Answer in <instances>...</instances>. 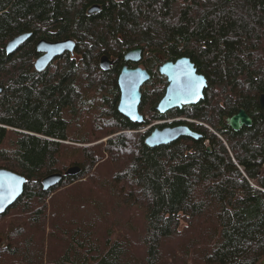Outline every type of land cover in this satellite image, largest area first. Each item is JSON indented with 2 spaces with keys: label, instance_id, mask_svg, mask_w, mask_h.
<instances>
[{
  "label": "trees",
  "instance_id": "trees-1",
  "mask_svg": "<svg viewBox=\"0 0 264 264\" xmlns=\"http://www.w3.org/2000/svg\"><path fill=\"white\" fill-rule=\"evenodd\" d=\"M42 39H72L78 57L37 71ZM135 48L142 59L128 65L152 74L143 124L118 111ZM184 56L209 81L191 107L213 125L244 109L252 124L150 147L158 67ZM0 86V168L26 179L0 216V264H263L264 0H0ZM73 166L81 172L44 190Z\"/></svg>",
  "mask_w": 264,
  "mask_h": 264
},
{
  "label": "water",
  "instance_id": "water-1",
  "mask_svg": "<svg viewBox=\"0 0 264 264\" xmlns=\"http://www.w3.org/2000/svg\"><path fill=\"white\" fill-rule=\"evenodd\" d=\"M125 1V0H118ZM100 9L98 5H94L89 9V13H95ZM30 33H23L14 37L7 43L6 50L9 53L14 52L17 48L29 39ZM75 41L65 39L57 42L40 40L37 48L43 53L34 66L36 70L43 71L47 66L58 56L66 51H73ZM142 58V49L135 48L128 51L125 56V64L120 71L118 84L120 88V101L118 111L125 117L135 123H143L144 116L139 110L142 101V87L150 79V73L144 67L138 66L130 68L128 62L138 63ZM103 69L108 70L113 61L106 55L100 59ZM159 71L167 77L169 82L168 89L164 97L157 105V110L160 113H166L173 109H181L184 106L196 105L204 97V89L207 87L206 78L197 73L194 63L188 57H181L176 62L167 61L163 63ZM2 87L0 86V93ZM259 104L264 115V93L260 95ZM229 123L234 130H239L241 126H250L252 118L244 109L229 118ZM181 136H188L193 139H199L201 135L193 132L185 125L168 126L164 128L155 127L145 139V143L150 147L159 145H167ZM210 151L211 147H207ZM81 172L78 166L70 167L64 174L54 173L46 176L42 180L44 190H49L52 187L59 185L64 175L76 176ZM26 179L10 170L0 168V216L5 214L23 194ZM264 264V261H263Z\"/></svg>",
  "mask_w": 264,
  "mask_h": 264
},
{
  "label": "flooded vegetation",
  "instance_id": "flooded-vegetation-1",
  "mask_svg": "<svg viewBox=\"0 0 264 264\" xmlns=\"http://www.w3.org/2000/svg\"><path fill=\"white\" fill-rule=\"evenodd\" d=\"M115 1H117V2H122V1H118V0H115ZM126 1V0H125ZM94 5H98L99 7H100V9L97 11V12H95V13H98V12H100V10H101V4H93V5H91L88 9H87V12H88V14H90V15H92V14H95V13H89V9L91 8V7H93ZM27 41V40H26ZM25 41V42H26ZM40 41V40H39ZM39 41H37L36 43H35V47H36V52L38 53V56H37V58H39L40 56H42L43 55V53L42 52H40L39 50H38V48H37V44H38V42ZM60 41H62V40H60ZM25 42H23L21 45H23ZM54 42H57V41H54ZM6 49V48H5ZM66 52H69V54H70V56L71 57H78V53L76 52V50H75V48H74V50L73 51H66ZM66 52H64L63 54H65ZM62 54V55H63ZM61 56V55H60ZM184 57H186V56H184ZM37 58H36V60H37ZM57 58V57H56ZM180 58V57H179ZM179 58H177V59H179ZM189 58V57H188ZM142 59V58H141ZM176 59V60H177ZM35 60V61H36ZM176 60H174L173 62H176ZM190 60H191V58H190ZM169 61V60H168ZM192 61V60H191ZM165 62H167V61H165ZM164 62V63H165ZM193 62V61H192ZM35 63V62H34ZM130 62H128V64H129ZM131 63H134V62H131ZM194 63V62H193ZM163 64V63H162ZM194 65H195V63H194ZM160 66L161 65H159V67H158V72H159V75H160V77H161V80H162V83H163V85H161V88L163 89V93H162V95H161V97L159 98V100H158V102H157V104L155 105V107H154V109L157 111V112H155V113H153V117H161L160 119H155V120H153L150 124L151 125H153V126H158V127H160V128H164V127H168V126H171V127H173V126H177V125H185V126H187L190 130H192L193 132H195V133H197V134H199V135H201V137L203 136V135H210V134H215L216 136H222V132H224L225 134H226V132H228V127L230 128V129H233L232 127H231V125H230V123H229V118L230 117H222V119H221V123H223V124H221V125H217V122H216V120H214V117L212 118V120H213V122H214V124L215 125H213L211 122H209L208 120L209 119H207V118H202V117H205L206 116V108L205 107H199V108H192L191 106H195V105H189V106H184L183 108H181L180 110H177V111H174V112H176L177 113V116H173V117H170L171 116V113H169L170 111H168V112H166V113H160L158 110H157V105H158V103L160 102V100L164 97V95L166 94V90H167V87H168V84H169V82H168V80H167V77L166 76H164V75H162L161 73H160V71H159V68H160ZM48 67V66H47ZM129 67H130V65H129ZM141 67H143V66H141ZM130 68H135V67H130ZM195 68L197 69V73L198 74H201V75H203L205 78H206V80H207V87H208V83H209V81H208V78H207V76L205 75V74H203L202 72H200L199 71V69H198V67L195 65ZM151 78H152V74L150 73V79L149 80H151ZM207 87L204 89V98H205V90L207 89ZM203 98V99H204ZM202 99V100H203ZM202 100L200 101V102H202ZM199 102V103H200ZM198 103V104H199ZM198 104H196V105H198ZM140 110V109H139ZM193 110H197V111H199L198 113H196V116L197 117H193L192 115H193ZM214 116V115H213ZM144 122H145V117H144ZM152 126V127H153ZM215 126H217V128L215 127ZM228 126V127H227ZM243 126H241V128H242ZM240 128V129H241ZM205 129H207V131L205 130ZM181 137H188V136H181Z\"/></svg>",
  "mask_w": 264,
  "mask_h": 264
},
{
  "label": "bare ground",
  "instance_id": "bare-ground-1",
  "mask_svg": "<svg viewBox=\"0 0 264 264\" xmlns=\"http://www.w3.org/2000/svg\"><path fill=\"white\" fill-rule=\"evenodd\" d=\"M8 42H9V41H8ZM247 42H249V41H247ZM256 46H257V45H256ZM6 47H7V45H6ZM6 52H7V50H6ZM7 53H8V52H7ZM37 59H38V58H37ZM112 61H113V60H112ZM35 62H36V61H35ZM113 62H114V61H113ZM99 64H100V67L103 69V67L101 66V63H100V62H99ZM112 65H113V63H112ZM112 65H111V66H112ZM161 65H162V64H161ZM111 66H110V67H111ZM122 68H123V67H122ZM122 68H121V69H122ZM35 69H36V68H35ZM109 69H110V68H109ZM109 69H108V70H109ZM103 70H105V69H103ZM37 71H38V70H37ZM120 71H121V70H120ZM168 86H169V84H168ZM167 89H168V87H167ZM166 91H167V90H166ZM203 98H204V97H203ZM262 111H263V110H262ZM238 112H239V111H238ZM246 113H247V112H246ZM236 114H237V113H236ZM142 115H143V114H142ZM234 115H235V114H234ZM143 116H144V115H143ZM231 117H232V116H231ZM231 117H230V118H231ZM143 123H144V122H143ZM143 123H140V124H143ZM153 125H154V124H153ZM153 125H151V124L147 125V126L143 129V131H146L147 129H150V128H152V130H153V129L155 128V126H153ZM152 126H153V127H152ZM156 127H157V126H156ZM233 130H234V129H233ZM236 131H237V130H236ZM148 135H149V134H148ZM148 135H147V136H148ZM220 138L223 139V137H220Z\"/></svg>",
  "mask_w": 264,
  "mask_h": 264
},
{
  "label": "rangeland",
  "instance_id": "rangeland-1",
  "mask_svg": "<svg viewBox=\"0 0 264 264\" xmlns=\"http://www.w3.org/2000/svg\"><path fill=\"white\" fill-rule=\"evenodd\" d=\"M5 48H6V46H5ZM219 137H222V136H219ZM106 140V139H105Z\"/></svg>",
  "mask_w": 264,
  "mask_h": 264
}]
</instances>
